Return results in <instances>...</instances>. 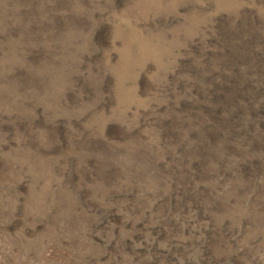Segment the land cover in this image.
Instances as JSON below:
<instances>
[{"label":"rangeland","instance_id":"rangeland-1","mask_svg":"<svg viewBox=\"0 0 264 264\" xmlns=\"http://www.w3.org/2000/svg\"><path fill=\"white\" fill-rule=\"evenodd\" d=\"M0 264H264V0H0Z\"/></svg>","mask_w":264,"mask_h":264}]
</instances>
